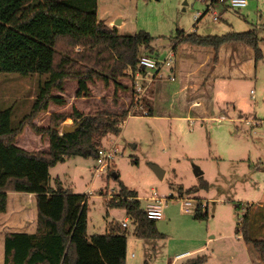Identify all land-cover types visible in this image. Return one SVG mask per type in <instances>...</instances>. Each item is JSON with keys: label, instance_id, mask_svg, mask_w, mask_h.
I'll use <instances>...</instances> for the list:
<instances>
[{"label": "rangeland", "instance_id": "rangeland-1", "mask_svg": "<svg viewBox=\"0 0 264 264\" xmlns=\"http://www.w3.org/2000/svg\"><path fill=\"white\" fill-rule=\"evenodd\" d=\"M213 1L100 0L98 17L105 23L124 21L121 34L141 30L150 33L154 37L151 42L154 51L143 50L142 55L160 61L172 52L175 43L171 37H177L179 31L224 35L256 29L264 55V0H247V6L242 8L229 7L228 1L214 2L217 17L209 7ZM202 47L213 52L208 60L213 66L218 61V52L213 47ZM251 57L250 73L217 76L204 89L201 106L197 108L190 104L193 97L183 100L176 93L178 85L185 80L172 67L164 65L159 73L149 69L152 82L144 97L152 100L151 115H144L146 106L135 105L130 69L120 79L128 89L118 90L117 101L113 83L109 86L101 80L89 83L91 95L78 98L77 81H67L63 92H53L65 98L66 104L51 103L34 123L46 127L52 113L72 112L73 107L84 113L97 109L120 113L128 109L121 132L110 134L102 145L116 143L118 153L103 171L95 170L96 159L79 155L52 167L32 163L36 171L34 178L49 179L52 186L61 181L62 186L86 196L89 236L105 234L111 223L119 224L126 218L124 209L107 204L119 192L120 180L137 192L144 208L147 198L156 191L164 202V215L157 220V229L165 237L140 238L135 234V224L128 219V227L122 228L127 236L126 264H183L186 258L175 260V256L199 248L192 257L207 255L205 264H256L257 261L264 264L239 230L243 215L250 213L252 235L264 238V56L258 62L255 56ZM172 61L175 64V57ZM172 75L176 78L173 81ZM40 82L39 75L0 74V105L13 106L14 123L30 110ZM74 123L72 118L63 122ZM48 141V137L35 133L30 126L17 137V143L25 144L30 151L44 150ZM152 164L165 170L163 179ZM196 168L203 171L201 176H196ZM115 172L120 174L119 180L114 177ZM193 186L198 191L189 193ZM29 196L28 192L12 193L9 207L12 209L18 203L24 205L27 213L37 210L36 197ZM186 200L192 202L188 213L184 211ZM199 201L203 203L202 212H208L206 217H196ZM6 221V213L0 214V237L8 231ZM0 261L4 262V239L0 241Z\"/></svg>", "mask_w": 264, "mask_h": 264}, {"label": "trees", "instance_id": "trees-1", "mask_svg": "<svg viewBox=\"0 0 264 264\" xmlns=\"http://www.w3.org/2000/svg\"><path fill=\"white\" fill-rule=\"evenodd\" d=\"M153 39L144 30L125 35L116 26L106 24L98 17V0H0V74L41 76L38 96L18 122L13 120V106L0 105V214L7 211L10 191L34 193L37 208L35 232L5 235L3 264H126L127 236L123 227L111 223L107 233L89 236L86 196L62 186L61 181L52 186L49 179H35L31 164L52 167L77 155L97 159L104 139L121 132L129 110L84 113L73 107L72 112L52 113L46 127L34 120L51 103L66 104L65 98L53 92H63L70 80L78 83V98L91 95L89 83H113L117 101L118 90L128 89L120 79L137 66L145 51H154ZM171 39L174 51L179 44L209 46L218 52L225 44L241 43L254 49L256 62L264 56L256 29L224 35L179 31ZM141 103L151 115L152 100L144 97ZM68 118L83 120L82 126L75 133L61 134L60 127ZM26 126L49 138L48 151H29L17 145V137ZM114 174L119 180L120 174ZM198 189L193 186L188 192ZM107 204L126 211L138 237H165L157 229L158 219L148 217L137 192L123 181ZM202 205L199 201L197 218L208 215L202 212ZM239 230L264 262V238L252 235L250 213L243 215ZM207 260V255H198L183 264H205Z\"/></svg>", "mask_w": 264, "mask_h": 264}, {"label": "crops", "instance_id": "crops-1", "mask_svg": "<svg viewBox=\"0 0 264 264\" xmlns=\"http://www.w3.org/2000/svg\"><path fill=\"white\" fill-rule=\"evenodd\" d=\"M99 1L100 0H98V2ZM98 12H99V7H98ZM106 23L110 26H116L119 32H121V29L124 26L125 22L121 21L120 24L115 25V22L113 20H110L109 22ZM210 31L211 29L209 28L208 32ZM172 52L174 54L173 57H175L176 59L175 64L172 63L171 66L172 70L173 72L177 73L178 77H184L185 80L178 85L177 87L178 89L176 90V93L181 95L183 100L186 99L189 100V98L193 97L190 101V104L192 105V107H196V108L201 106V100L205 95L204 89L206 90V88L210 87L211 80H215L217 76H229L230 73L232 72L234 73V75L246 76V73H250L252 71L251 69L252 66L251 65L248 66L249 62L251 61L253 62V57L251 56H255V52L253 48L241 43H228L223 45L218 51V61L214 63L213 66H211L208 63V60L211 59L213 52L202 46H196L192 44H182L180 46H177L175 51L172 50ZM203 74H205L204 78H207L206 80L202 78ZM170 80L172 79L170 78ZM196 102H200V103L197 105ZM69 119L71 118H68L67 121ZM17 145L20 146L21 148L30 151V149L25 144L17 143ZM45 145H46L44 146L45 149L42 151L49 150L50 147L49 141ZM12 193H19V192L10 191L8 192L9 197ZM29 195H30L29 198L35 197L34 193H29ZM8 203H9V198H8ZM5 213L7 217L6 223L8 222L7 224L8 231H6L4 234L1 235L0 241L3 239L5 240V235L9 232L33 233L36 231L37 228L36 209H31L30 213H27L24 205H19L17 203V205L15 207H12L11 209L8 204V208ZM126 219L127 220L130 219V217L126 216L124 220ZM122 222L119 223L120 226H122ZM199 249L185 250L177 254L175 256V260L176 259L180 260L183 258H186L185 260H187L188 258H191L192 255ZM0 264L3 263H1L0 261Z\"/></svg>", "mask_w": 264, "mask_h": 264}, {"label": "built area", "instance_id": "built-area-1", "mask_svg": "<svg viewBox=\"0 0 264 264\" xmlns=\"http://www.w3.org/2000/svg\"><path fill=\"white\" fill-rule=\"evenodd\" d=\"M228 1L229 7L232 8H242L247 6L248 1L247 0H215V2H226ZM214 14L215 17L218 16L217 11L214 9V1L209 6ZM209 10V8H208ZM173 52L169 54V56L164 60L160 61L157 58L149 55H142L139 59V62L135 68L130 69V77L134 85V92L136 95V102L135 105L138 107L140 106L143 108V104L141 103L142 98L146 94L150 82H152L151 73H149V69H156L157 73H159L164 65H167L168 67L172 66V57ZM171 79L174 80L175 77L172 75ZM149 81V82H148ZM254 91L252 90V93ZM148 111L146 110L144 115H147ZM118 153L116 143H112L107 147H101L98 152V157L96 159L97 166L95 167L96 171H103L107 167H109L110 163L114 160V157ZM148 203L145 207V210L147 212L148 217L153 219H161L163 217V209H164V202L162 197H160L159 194H157L156 191L153 192L152 196L147 198ZM192 205L191 200H186L184 203V211L190 212V206ZM205 207V206H204ZM123 227L128 226V220H124L122 222Z\"/></svg>", "mask_w": 264, "mask_h": 264}, {"label": "water", "instance_id": "water-1", "mask_svg": "<svg viewBox=\"0 0 264 264\" xmlns=\"http://www.w3.org/2000/svg\"><path fill=\"white\" fill-rule=\"evenodd\" d=\"M121 21H122L121 19L116 20L115 25L120 24ZM82 123H83V120H79L75 122L74 124H63L61 127V134L75 133L82 126ZM152 167L157 173V175L159 176V178L163 179L165 175V170L156 164H152ZM195 174L196 176H201L203 174V171L200 170V168H196ZM114 177L117 178L118 175L114 174Z\"/></svg>", "mask_w": 264, "mask_h": 264}]
</instances>
